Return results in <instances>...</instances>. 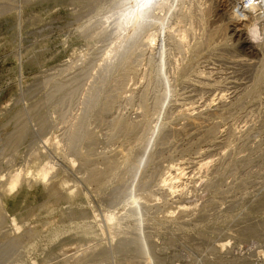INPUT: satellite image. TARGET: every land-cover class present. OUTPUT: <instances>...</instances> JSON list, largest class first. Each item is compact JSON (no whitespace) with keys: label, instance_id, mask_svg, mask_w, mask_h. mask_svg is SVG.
Here are the masks:
<instances>
[{"label":"rangeland","instance_id":"obj_1","mask_svg":"<svg viewBox=\"0 0 264 264\" xmlns=\"http://www.w3.org/2000/svg\"><path fill=\"white\" fill-rule=\"evenodd\" d=\"M121 1L0 0V183L4 185L8 182L11 171L20 168L28 174L30 170L27 180L13 192L5 194L4 187H0V264H264V88L259 90L258 98L257 90L255 92L253 88L257 68L264 62V51L250 47L247 27L251 20L238 15L241 11L238 9L248 0L240 1V5H236V0H202L206 1L205 6L210 11L207 10L203 22L195 12L198 0H193V4H196V7L193 6V28L189 27L188 20L184 21L188 25L181 24L182 28L188 26L185 31L190 36L193 34L209 40L201 52L207 58L202 56L199 60L198 56L199 61L194 63L193 59L197 58L194 53L191 52L190 56V52L179 48L184 60L174 40L171 42L166 37L165 43L170 49L166 56L170 68L166 66V72L170 77L168 81L174 83L176 78V84L172 86L176 92L169 95L166 109L160 106V111L157 96L166 93L169 88L168 82L162 79L164 77L156 76L162 47L158 45H162L163 41L160 44L157 42L153 51L156 64L153 62L152 66L147 63L149 53H142L145 57L142 54V57H138L140 61L144 59L143 62L138 59L134 61L132 55L131 59L134 60L131 64L135 63L131 66L137 64V70L125 71L128 69L125 65L126 68L119 67L121 71L115 69L104 83L106 88L99 85L100 96L95 93L99 97L94 98L91 94L89 99V93L95 91L93 89L99 82L100 65L115 47L117 38L126 33L125 28L118 27L120 33L115 25L118 15L113 16L115 20L111 18L115 23L109 21L110 27L115 25L117 29H111L106 24V28L97 34L101 29L99 21H102L103 13L104 16L108 14L111 5L116 6ZM176 12L180 13V9ZM186 62L192 63L194 72L188 74V70L187 73L181 68L182 64H189ZM127 64L130 65V62ZM170 65L175 66L176 70ZM257 65L259 67L256 68ZM178 66L180 69H177ZM201 67L214 73L211 72L213 75H209L211 78L208 81L205 80L208 73L206 76L195 74L199 69L204 70ZM150 68H154V71ZM148 70L152 71L151 74ZM175 71L177 77L174 76ZM144 72L148 74L144 75ZM120 74L121 77L127 76L118 78L124 82L119 81L123 85H116V88L117 81L113 79ZM151 75L154 82L149 85ZM216 79L222 82L218 84ZM156 81L161 84L157 85ZM203 82H206L205 85ZM106 93H112L107 96L108 99H104ZM220 93L229 99L219 98L222 96ZM237 96H246L244 102L237 103L242 105L241 108L237 105L234 107L236 110L232 108L231 114H227L230 111L223 113L222 108ZM112 99L116 100V105L107 101ZM105 102L108 109L106 104L103 105ZM190 107L200 113L209 112L203 116L193 111L202 115V124L191 125L186 118L187 121L182 119L181 116L185 117L181 114L182 110L188 108L190 112ZM162 113H165V117ZM166 115L170 118L169 122ZM206 116L207 120L204 118ZM161 117L164 122L167 121L168 129L177 133L170 141L164 140V144L158 143L153 147L154 152L159 150L161 154H156V174L150 184L147 180L151 168L141 174V181L146 177L147 182L144 183L148 185L136 184L130 191L132 193L125 192L129 186L126 182L132 179L131 168L126 165L129 155L134 151L141 152L153 127L162 121ZM119 118L130 121L132 130L127 132L115 125L119 123ZM80 125L84 130L79 128ZM148 125L151 126L149 131L145 129ZM77 126L79 132L73 137L71 133ZM16 131H24V135L22 139L15 140L17 144L11 145L9 141ZM83 131L86 134L93 132V139L88 140ZM72 141L75 143L71 147ZM35 150L51 160L54 166L57 165L47 182L34 176L39 163H42L30 156L37 153ZM88 151L94 156L92 161L85 162L81 155ZM202 161H208L210 166H201ZM179 163L184 169L181 179L184 195L180 192L168 194L164 189H159V181L168 176L172 164ZM110 164H113L111 169ZM97 171L106 173L105 183L101 186H94L89 181ZM180 172L174 170L172 173L180 175ZM121 178L123 182H120ZM62 179H69L70 185L76 189L68 198L65 197L67 190L60 187ZM213 182L218 183L217 188ZM208 185L214 188H207ZM115 193L119 196H115ZM127 193V196L130 194L128 198ZM134 195L144 197V201H141L145 204L140 206L136 203ZM180 203L190 204L195 209L187 214L180 213L177 209ZM147 204L154 207L150 209ZM139 206L145 209L143 214ZM111 216L115 221L110 224L107 220ZM250 220L253 226H262L259 227V236L256 232L250 233L252 237L249 233L241 232L245 229L242 223L252 226ZM16 223L20 226H16ZM234 225L238 229L239 225H243L241 231ZM17 227L20 230L17 231ZM225 229L228 230L223 231ZM17 236L19 238L16 239Z\"/></svg>","mask_w":264,"mask_h":264},{"label":"bare ground","instance_id":"obj_2","mask_svg":"<svg viewBox=\"0 0 264 264\" xmlns=\"http://www.w3.org/2000/svg\"><path fill=\"white\" fill-rule=\"evenodd\" d=\"M121 0H119V2H120ZM197 1V0H196ZM200 1V2H199ZM234 1V0H233ZM237 2H236V5H240L241 4V2H242V0H236ZM241 1V2H240ZM194 2H195V0H194ZM204 2H206V1H204ZM202 0H198L197 2H196V4H197V7L193 4V0H152V4H153V6H152V8L148 11V12H146L145 13V15H144V18L142 19V20H140L138 23H135L134 25H132L131 27H125V26H123L122 25V23H121V18H122V16H123V14L129 9V7H131V5L134 3V0H122L121 1V3H119L118 5L116 4V6H114V5H111L112 6V8H110L111 6H108L107 8H110L109 9V11H108V14H106L105 13V16L102 14V18H100L102 21H99L100 22V25H101V29L99 30V32L97 33V31H98V29H97V31L95 32V33H97V34H99L100 32H101V30L103 31L105 28H106V24H107V26L109 25V28H111V29H113L114 27H115V25L117 26V28L119 27V28H121V29H126V33L124 34V33H122L121 35L122 36H119L118 38H117V40H114V41H117V42H115L116 43V45H115V47L114 48H112V51L109 53V54H107L108 56H107V58L105 57V62L102 64V65H100V70H99V82H98V85H96V87L93 89V90H95L93 93H89V99H91V94L94 96V98L95 97H99L100 96V86L99 85H103V88H106V85H104V83H106V81L108 80V78H109V76H110V74L115 70V69H120L121 68V66H126V67H128V69H125V68H123V69H125V71H129V72H132L133 70L135 71V69H136V67H135V65H137V64H135L134 66H131V65H133L134 63H132L131 64V61L132 60H134V61H136L137 59H138V57L139 56H141V54L142 53H149V56H148V58H146L147 59V63L148 64H151V63H153L154 61H156L155 59H154V55H155V53L153 52L154 51V49H155V46L157 45V42L159 43V42H161V41H163L164 43L161 45L160 43V45H158V46H162L161 47V50L159 51L160 52V54H159V60H157V63H158V61H159V63L157 64V67H158V70H156V73H157V77H159V76H161V77H164V78H162V79H164V81L166 80V82H168L167 84H168V86H169V88H165L164 87V89H166V93H163L162 95H160L159 97L157 96V103H158V105H159V108H160V106H161V108L162 109H166V107H165V105H166V101L167 100H169V95L170 94H172V92H176V91H173V87L172 86H174V84H176V78H175V80H173L174 81V83H172L171 81H168V79L170 78H168L167 77V75H168V71L166 72V68L167 67H169V66H167V62H166V60H167V55H168V53H169V50L170 49H168L167 48V43H165V40H167L166 39V37H169L170 38V40L169 41H171V40H174V42L176 43L175 45H177V48H178V50H179V48L180 49H182V50H185V51H187V52H190L189 53V55L190 54H192V53H194V56L195 57H197V58H195V60L193 59V61L192 62H194L195 63V61H199L201 58H202V56H203V58L205 57L203 54L201 55V52L203 51L202 49V47L204 46V45H206L207 43H208V41L209 40H207L206 38H197V35H194L193 36V34H191L192 36H190L189 34H187V31H185V27L184 28H182V24L183 23H185L184 21H187V22H189L188 24H189V27L190 28H193V16L195 15L194 13L195 12H197L198 13V17L202 20V22H203V20L205 19V15L206 14H208V13H206V12H208L209 10V8H206V6H205V3H204ZM210 2V1H209ZM208 2V3H209ZM114 3H116V1L114 2ZM186 3H188L187 5H186ZM244 4V3H243ZM180 6V8H178ZM193 6H195L196 7V10L197 11H193ZM209 7H210V5H209ZM240 8V7H239ZM180 9V13L178 12V14H176L177 12H176V10H179ZM106 10V9H105ZM108 10V9H107ZM106 10V11H107ZM208 10V11H207ZM238 10L240 11V12H238ZM238 10H236L237 12H238V15L240 16V17H249L250 19L249 20H251L250 21V23H249V25H248V27L246 26V25H244V27H247V30H248V34H249V37H250V40H249V44H250V47L251 48H255V49H259V50H261V49H263L262 51H264V0H248V3L246 4V5H243L240 9H238ZM194 12V13H193ZM210 12V11H209ZM237 14V13H236ZM114 15H118V19H117V21H118V23H116L115 25H114V27H110V24L111 23H109V21H111L112 19L111 18H113V16ZM238 15H236L238 18H239V16ZM116 18V17H115ZM195 18V17H194ZM197 18V17H196ZM114 19V18H113ZM248 19V18H247ZM115 20V19H114ZM114 20H112V21H114ZM195 20V19H194ZM199 20V19H198ZM111 21V22H112ZM200 21V20H199ZM206 21V20H205ZM204 21V22H205ZM241 21V20H240ZM244 21H245V19H244ZM97 22H98V20H97ZM248 22V21H247ZM113 23H115V21L113 22ZM182 23V24H181ZM185 24H187V23H185ZM187 24V25H188ZM188 27V26H187ZM186 27V28H187ZM100 28V27H99ZM116 27H115V29H117ZM118 28V30H119V32L121 31L120 29ZM189 28V29H190ZM117 30V31H118ZM192 30V29H191ZM110 31V30H109ZM116 31V32H117ZM122 31H125V30H122ZM189 31V30H188ZM116 32H114V33H116ZM190 32V31H189ZM121 33V32H120ZM110 34H111V32H110ZM117 34H119V33H117ZM112 35V34H111ZM115 35V34H114ZM176 37H178V38H176ZM172 38V39H171ZM248 39V38H247ZM172 42V41H171ZM173 42V43H174ZM162 43V42H161ZM173 43L171 44V45H173ZM170 44V43H169ZM187 47V48H186ZM160 48V47H159ZM175 48H176V46H175ZM207 48V47H206ZM157 49V48H156ZM174 48H172V50H173ZM176 50V49H175ZM177 50V51H178ZM181 50V51H182ZM157 51V52H158ZM180 51V50H179ZM180 51V52H181ZM184 51V52H185ZM158 52V53H159ZM174 52V51H173ZM180 52H179V54H180ZM187 52H185V54L187 53ZM192 52V53H191ZM172 53V52H171ZM135 54V55H134ZM144 54H142V55H144ZM146 54V55H147ZM157 54V53H156ZM181 54H182V57H183V53L181 52ZM185 54H184V56H185ZM132 55H133V58L134 59H131V57H132ZM170 55V54H169ZM174 55V54H173ZM175 55H176V53H175ZM188 55V54H187ZM185 56V57H189V56ZM200 55H201V57H200ZM103 56V55H102ZM170 56H172V54L170 55ZM191 56V55H190ZM198 56H199V60H198ZM142 57V56H141ZM143 57H145V55L143 56ZM147 57V56H146ZM158 57V56H157ZM169 58H171V57H169ZM178 58V57H177ZM205 58H207V57H205ZM209 58V57H208ZM174 58H172V60H173ZM180 59V58H179ZM183 59H184V57H183ZM139 60V59H138ZM142 60H144V59H142ZM141 60V61H142ZM171 60V61H172ZM185 60V59H184ZM262 60V59H261ZM260 60V61H261ZM140 61V60H139ZM138 61V62H139ZM140 61V62H141ZM146 61V60H145ZM170 61V62H171ZM175 61V60H174ZM190 61V60H189ZM130 62V65L129 64H127V63H129ZM137 62V61H136ZM143 62V61H142ZM178 62H180V61H178ZM155 63V62H154ZM153 63V64H154ZM172 63V62H171ZM181 63H182V59H181ZM181 63H180V65H181ZM186 63H189V62H186ZM193 63V64H194ZM197 63V62H196ZM141 64V63H140ZM148 64H147V66H148ZM156 64V63H155ZM175 64V63H174ZM191 64L192 63H189L188 65L186 64V65H183L184 66V68L182 67V65H181V68L182 69H185L184 71H186L187 72V70H188V74H190V72L192 71V72H194L195 71V69L191 66ZM253 64V63H252ZM257 64V63H256ZM260 64H262V61H261V63ZM139 65V64H138ZM142 65V64H141ZM152 65V64H151ZM196 65V64H195ZM199 65V67H200V63L198 64ZM143 66V65H142ZM153 66V65H152ZM167 66V67H166ZM171 66V65H170ZM173 66V65H172ZM172 66H171V68H172ZM203 66V65H202ZM207 66V65H206ZM206 66H204V67H206ZM251 66V65H250ZM120 67V68H119ZM175 66H173V68H174ZM253 67V66H252ZM257 67H259L258 65L256 66V68ZM170 68V67H169ZM172 68V69H173ZM180 69V67L178 66L177 67V69ZM202 68V67H201ZM210 68V67H209ZM122 69V68H121ZM121 69H120V71H121ZM149 69V68H148ZM154 69V68H153ZM152 68H150V70H153ZM155 69H156V67H155ZM175 69V68H174ZM202 69H204V70H197V72L195 73V74H197V76L198 75H200V74H204V76H206V75H208V78H205V80L207 79V81H208V79L209 78H211V77H209V75L211 76V74L213 73L212 72V70H210L209 69V71H208V69L207 70H205V68H202ZM211 69H213V68H211ZM137 70V69H136ZM150 70H148V71H150ZM169 70V69H168ZM176 70V69H175ZM147 71V72H148ZM154 71V70H153ZM256 71V70H255ZM116 72H117V70L114 72L115 73V75H116ZM119 72V71H118ZM146 72V73H147ZM151 72L152 71H150L149 73L151 74ZM174 72V71H173ZM176 72V71H175ZM178 72H179V70H178ZM212 72V73H211ZM122 74H123V70H122V72H121ZM135 73V72H134ZM145 72L143 73L144 75L146 74ZM155 73V72H154ZM206 73H208V74H206ZM210 73V74H209ZM129 74V73H128ZM148 74V73H147ZM172 74V73H171ZM176 74H177V72L175 73V75L174 76H176ZM183 74V73H182ZM181 74V75H182ZM206 74V75H205ZM214 74V73H213ZM212 74V75H213ZM113 76H114V74H112ZM172 75V76H173ZM184 75H185V73H184ZM123 76V75H122ZM127 76V75H126ZM125 75L123 76V77H126ZM153 76H154V74H153ZM156 76H154V79H155V77ZM170 76V75H169ZM178 76V75H177ZM176 76V77H177ZM192 76V75H191ZM123 77H121V74H120V76L119 77H117V79L115 78V77H113V78H115V79H113L114 81H117V83L115 84V86L116 85H123V84H120L121 82H124V80L123 81H120V79L122 78V79H124ZM144 77V76H143ZM148 77V76H147ZM150 77V76H149ZM148 77V78H149ZM151 77H152V75H151ZM157 77H156V80H157ZM201 77V76H200ZM213 77V76H212ZM118 78H120L119 80H118ZM145 78H146V76H145ZM160 78V77H159ZM172 78H174V77H172ZM186 79H189V78H187V77H185ZM191 78V77H190ZM254 78H256V81L254 80V84H255V86L253 87L254 88V91L255 90H257V95L254 93V95H256V97L257 96H260L259 94L261 93L259 90L261 89V88H264V62H263V64L259 67V68H257V72H256V77H254ZM213 79V78H212ZM112 80V79H111ZM112 80V81H113ZM148 80V79H147ZM146 80V81H147ZM185 79H183V82H185L184 81ZM199 80V79H198ZM202 80H203V76H202ZM211 80V79H210ZM217 80V79H216ZM220 80V79H219ZM222 80V79H221ZM111 81V82H112ZM119 81H120V83H119ZM149 81V80H148ZM152 81V82H151ZM164 81H162V84H163V82ZM182 81V80H181ZM188 81V80H187ZM201 81V80H200ZM212 81V80H211ZM210 81V82H211ZM214 81V80H213ZM218 81V80H217ZM150 82L151 83H149V85L150 84H152L154 81H153V77L150 79ZM157 82L158 81H156V84H157ZM165 82V83H166ZM199 82V81H198ZM220 81H218V84H220L219 83ZM148 82H146V84H147ZM159 83L161 84V82H158V84L157 85H159ZM173 85H172V84ZM197 83V82H196ZM199 83H201V82H199ZM206 83V82H205ZM205 83L203 82V84L205 85ZM209 83V82H208ZM207 83V84H208ZM212 83V82H211ZM214 83H216L217 84V82H214ZM107 84H110V82L109 83H107ZM156 84H154V85H156ZM202 84V83H201ZM200 84V85H201ZM148 85V84H147ZM148 85V86H149ZM165 85V84H164ZM163 85V86H164ZM110 86V85H109ZM108 87V86H107ZM112 87V86H111ZM122 87V86H121ZM147 87V86H146ZM176 87V86H175ZM252 87V86H251ZM250 87V88H251ZM114 88V86L112 87V89ZM116 88H117V86H116ZM148 88V87H147ZM91 89V90H92ZM92 90V91H93ZM111 90V89H110ZM109 90V91H110ZM115 90V89H114ZM145 90H147V89H145ZM103 91V90H102ZM90 92V91H89ZM99 92V93H98ZM110 92H113V90L112 91H110ZM115 92V91H114ZM256 92V91H255ZM95 93H98V95L99 96H95V95H97V94H95ZM103 93V92H102ZM145 92H143V94H144ZM162 92H160V94H161ZM244 93V92H243ZM109 94H112V93H109ZM109 94H107L106 93V97L104 98V99H106L107 98V96L109 95ZM146 94V93H145ZM221 94V93H220ZM131 95V94H130ZM172 95H174V94H172ZM222 95V94H221ZM242 95V94H241ZM244 95V94H243ZM253 95V96H254ZM92 96V97H93ZM112 95H110L109 97H111ZM144 96H146V95H144ZM238 96H240V95H238ZM236 97L234 100H232V101H229V104H226V102L224 101V103L226 104H224L225 106L222 108V109H224V110H222L223 111V113L225 112V114H226V112L227 111H230V112H228L227 114H231L232 113V108H234L235 106H237L239 103L241 104L242 102H244V99H245V97L246 96H243L242 98H240V97ZM249 96H251V97H253L252 95H249ZM116 97V96H115ZM143 97V96H142ZM233 97H235V96H233ZM248 97V96H247ZM112 98V97H111ZM110 98V99H111ZM170 98H171V96H170ZM219 98H222V99H224L225 98V96L224 95H222L221 97L219 96ZM258 98V97H257ZM104 99H102V100H104ZM108 99V98H107ZM128 99V98H127ZM132 99V98H131ZM144 99V98H143ZM156 99V98H155ZM226 99H229V98H225L224 100H226ZM233 99V98H232ZM252 99V98H251ZM253 99H255V97L253 98ZM113 100V99H112ZM112 100H107V101H111L110 103L112 104V103H117L116 102V100H113V102H112ZM221 101V100H220ZM228 101V100H227ZM101 102V101H100ZM231 102V103H230ZM110 103H109V105H110ZM154 103H156V102H154ZM156 103V104H157ZM167 103H169V102H167ZM238 103V104H237ZM101 104V103H100ZM106 104V102L103 104V105H105ZM245 104V103H244ZM243 104V105H244ZM107 105L108 104H106V108H107ZM116 105V104H115ZM187 105V104H186ZM145 106V105H144ZM181 106V105H180ZM239 106V105H238ZM242 106V105H241ZM241 106H239L238 108H241ZM110 107H111V105H110ZM187 107V106H186ZM102 108H104V106L102 107ZM112 108H113V106H112ZM158 108V110L160 111L161 110V108L159 109ZM169 108V107H168ZM208 108H209V106H208ZM99 109V108H98ZM108 109V108H107ZM146 109V108H145ZM205 109V108H204ZM210 109V108H209ZM220 109V108H219ZM244 109V108H243ZM89 110H91V108L89 109ZM89 110H88V113H89ZM101 110V109H100ZM111 108H109V111L111 112ZM190 110L192 111H190L189 112V109L187 108H185V110H182V113L181 114H183L185 117H183V116H181L182 117V119L184 118V120H185V118L188 120V122L189 123H191V125H195V124H202V119H201V117H202V115L203 114H206V113H209V112H207L206 111V113L204 112L203 113V111H202V113H200L198 110H196V108H195V110L196 111H194V109L192 110V108L190 107ZM207 110V109H206ZM233 110H236V108H234ZM238 110V109H237ZM240 110V109H239ZM92 111V110H91ZM101 111H103V109L101 110ZM106 111V110H105ZM104 111V112H105ZM108 111V110H107ZM108 111V112H109ZM114 111V110H113ZM112 111V112H113ZM145 111V110H144ZM147 111V110H146ZM158 111V113L161 115V113ZM164 111V110H163ZM166 111H169V110H166ZM193 111L194 112H199V114H202L201 116H199V114L197 115V114H195V113H193ZM219 111V110H218ZM99 112V110L97 111V113ZM104 112H102V113H104ZM165 112V111H164ZM197 112V113H198ZM211 112V111H210ZM215 112V111H214ZM234 112V111H233ZM101 113V112H100ZM101 113V114H102ZM157 113V114H158ZM166 113V112H165ZM164 113V114H165ZM170 113H171V110H170ZM170 113H169V117L171 116L170 115ZM100 114V115H101ZM107 114H110V113H107ZM163 114V113H162ZM162 115L163 117H165V115ZM220 114V113H219ZM144 115V114H143ZM145 115H146V112H145ZM159 115V116H160ZM209 115V114H208ZM207 115V116H208ZM86 116V115H85ZM85 116L83 117V118H85ZM104 116V115H103ZM106 116V115H105ZM114 115L112 114V117H113ZM147 116V115H146ZM167 116V115H166ZM204 116V115H203ZM207 116L206 117H204V118H206V120H207ZM118 117V116H117ZM168 117V116H167ZM166 117V118H167ZM168 117V122H169V119L171 118H169ZM180 117V116H179ZM209 117V116H208ZM105 118V117H104ZM107 118H108V116H107ZM114 118V117H113ZM146 118V117H145ZM106 119V118H105ZM82 120V119H81ZM80 120V121H81ZM118 120V119H117ZM161 120L162 121H160V122H158L157 123V125L156 126H154L153 128L154 129H152L151 131H152V134H150V136H149V139H148V141L146 142V144L143 146V149L141 150V152L140 151H138V152H131L130 153V155H129V158H128V162H127V164L126 165H128L129 166V168H131V169H129V171H131L132 172V179H128L129 180V182L127 183L126 182V184H127V186H128V188L127 189H125V187H124V189L126 190H124L125 192H130L131 191V189H133L132 187L133 186H135L136 184H139V185H141L142 183H144V181H146V177L143 179V182L141 181L142 179H141V174L142 173H144L145 171H147L148 169H150L151 168V175H150V178H149V180H147L148 182H149V184H150V180H151V178H154L153 177V175H155L156 174V171H155V165H156V157L159 155L160 156V154L158 153V151L159 150H157V152H154L153 151V147H155L156 145H158V143H162V141H164V140H166L165 142H167L168 140L170 141L171 139H173V137H175V135H176V133H177V131H175V130H169L168 129V126L166 125L167 124V121H163V119H162V117H161ZM187 120H185V121H187ZM85 120L83 119L82 120V122L83 123H85L84 122ZM203 121H204V119H203ZM108 122V121H107ZM112 122V121H111ZM116 122V121H115ZM117 122H119V123H115V125L117 124L118 126H121V127H123L124 128V130H126L127 132L128 131H130V130H132L131 128H132V126L130 125V121H126V120H124V118H119V120L117 121ZM141 122V121H140ZM187 122V123H188ZM83 123H82V125H83ZM131 123L133 124V125H135L134 124V122H132L131 121ZM138 123V122H137ZM149 123V122H148ZM147 123V124H148ZM205 123V122H204ZM82 125H80L81 127H79L80 129H83V126ZM150 125V124H149ZM149 125H148V128H147V126H145L146 128L145 129H149L150 127H149ZM186 125H189V124H186ZM79 126V125H78ZM78 126H77V128L76 129H74V131L71 133V136L73 135V137H75L76 135H77V132H79L78 130H79V128H78ZM137 126V125H136ZM135 126V127H136ZM212 127V126H211ZM210 127V128H211ZM72 128V127H71ZM120 128V127H119ZM123 128H121V129H123ZM213 128V127H212ZM211 128V129H212ZM67 129V128H66ZM69 129V128H68ZM210 129V130H211ZM20 130V129H19ZM25 130V129H24ZM70 130V129H69ZM84 130V129H83ZM150 130V129H149ZM148 130V131H149ZM209 130V131H210ZM150 131V132H151ZM24 132V131H23ZM23 132H15L13 135H12V138H11V140H10V138H9V142H11V145H12V143H15L16 141V139L18 140L20 137V139H22V137H23ZM80 132H81V130H80ZM85 134H86V132L85 131H83ZM82 132V133H83ZM88 132H90V130L88 131ZM164 132H166V133H164ZM176 132V133H175ZM211 132V131H210ZM209 132V133H210ZM212 132H213V130H212ZM211 132V133H212ZM16 133H18L17 135H16ZM22 133V134H21ZM93 133V132H92ZM92 133H88V134H86V138H88V140L89 139H91L92 137H93V134ZM174 133H175V135H174ZM206 133H208V132H206ZM208 133V134H209ZM211 133H210V135H211ZM147 134V133H146ZM65 135V134H64ZM206 135V134H205ZM209 135V136H210ZM126 136V135H125ZM145 136V135H144ZM213 135H211L210 137H212ZM79 137V136H78ZM81 137H83V136H81ZM206 137H208L207 135H206ZM49 138V137H48ZM166 138V139H165ZM218 138V137H217ZM74 139V138H73ZM79 139V138H78ZM81 139H83V140H85V138H81ZM93 139V138H92ZM142 139V138H141ZM210 139V138H209ZM211 139H213V138H211ZM145 140V139H144ZM199 140H201V139H199ZM49 141V140H48ZM210 141V140H209ZM214 141V140H213ZM142 142V141H141ZM164 142V143H165ZM217 142V141H216ZM47 143V142H46ZM74 143H75V141H72V143H71V147L72 146H74ZM76 143H78L79 144V142H76ZM164 143H162V144H164ZM214 143V142H213ZM15 144H17V143H15ZM48 144V143H47ZM140 144H142V143H140ZM220 144V143H219ZM77 145V144H76ZM141 146V145H140ZM56 147H57V143H56ZM140 148V147H139ZM35 149V148H34ZM76 149H77V147H76ZM76 149H75V151H76ZM135 149V148H134ZM136 150V149H135ZM140 150V149H139ZM35 151H37V150H35ZM42 151V150H41ZM74 151V150H73ZM131 151V150H130ZM31 154H32V152H31ZM35 154V155H34ZM129 154V153H128ZM156 154H158L157 156H156ZM197 154V153H196ZM200 154V153H199ZM34 155V156H33ZM33 155H30V156H32L33 157V159H34V157H35V160H39V161H41L42 163H39V166L37 167L38 168V171H34L36 174L34 175L35 177H37L36 179H38V180H42V181H49L48 180V178L50 179V175L53 173V172H55V167L57 166V165H55L54 166V164L53 163H51V160H49V159H47V158H45L40 152H38L37 151V153L35 152V153H33ZM65 155V154H64ZM76 155H77V153H76ZM79 155H81V153L79 154ZM106 155V154H105ZM201 155V154H200ZM78 156V155H77ZM92 156H94V155H92V153H90L89 151L87 152V153H84V154H82L81 155V158H82V160L83 161H85V162H89L91 159H92ZM105 157V156H104ZM128 157V156H127ZM81 158H79V159H81ZM102 158V157H101ZM31 159V158H30ZM78 159V160H79ZM107 159V158H106ZM157 159H158V157H157ZM32 160V159H31ZM71 161H73V163L75 162V160H71ZM92 161V160H91ZM105 161V160H104ZM28 162V161H27ZM36 162V161H35ZM34 162V163H35ZM78 162V161H77ZM117 162V161H116ZM182 162V161H181ZM188 162V161H187ZM33 163V162H32ZM72 163V164H73ZM115 163V162H114ZM125 163V162H124ZM185 163V162H184ZM27 164V163H26ZM76 164V163H75ZM201 164V166H203V165H205L206 167H207V165H209L208 164V161H202V163H200ZM211 164V163H210ZM25 165V164H24ZM28 165V164H27ZM27 165L25 166V168L27 167ZM115 165V164H114ZM124 165V164H123ZM171 165V164H170ZM179 167H178V166ZM177 165H171L170 167H169V171H168V176L167 177H165L164 179H162V180H160L159 181V186H160V188H159V186H158V188L159 189H164V191H167L166 193H168V192H171V193H173V194H175L176 192H180V193H182L183 194V188H182V182H181V179H182V175L184 176V169L182 168V167H180V165H182V163H179V164H177ZM84 166V165H83ZM109 166V169H111V168H113V164H110V165H108ZM116 166V165H115ZM118 166V165H117ZM116 166V167H117ZM185 166V165H184ZM205 166H203V167H205ZM210 166V165H209ZM222 166V165H221ZM24 167V166H23ZM177 167V168H176ZM189 167V166H188ZM187 167V168H188ZM225 167V166H224ZM104 168V167H103ZM118 168V167H117ZM202 168V167H201ZM59 169V168H58ZM92 169V168H91ZM114 169H115V167H114ZM118 169H120V168H118ZM117 169V170H118ZM127 169V168H126ZM222 169H223V167H222ZM23 170H24V168H23ZM32 170V169H31ZM96 170V169H95ZM101 170V169H100ZM99 170V171H100ZM104 170H105V168H104ZM116 170V169H115ZM128 170V169H127ZM174 170H176V171H181L180 172V175H176V173L174 174V173H172ZM110 171H112V170H110ZM110 171H108V172H110ZM24 172H26V171H24ZM31 172H33V171H31ZM94 172V171H93ZM102 172V171H101ZM101 172H98L97 171V173H94L90 178H89V181L92 183V184H94V186H101V185H103L104 183H105V172H103V173H101ZM113 172V171H112ZM111 172V173H112ZM222 173V171L220 172V174ZM9 174V177H8V182L7 183H5L4 185L2 184V182L0 183L1 185H0V187H4V188H2V189H4V193L5 194H8V193H11V192H13L23 181H26L27 179H26V177L28 176V174H30V170L28 171V174L26 173H23V171L22 170H20V168L18 169V170H15V171H11V172H9L8 173ZM7 174V175H8ZM32 174V173H31ZM217 174V173H216ZM219 174V175H220ZM4 176V175H3ZM2 176V177H3ZM53 176H55V175H53ZM108 176V175H107ZM123 176V175H122ZM186 176V175H185ZM7 177V176H6ZM32 177H33V175H32ZM35 177L33 178L34 180H35ZM111 177V176H110ZM217 177L219 178V176L217 175ZM216 177V178H217ZM147 178V179H148ZM215 178V177H214ZM218 178L216 179V180H218ZM2 179V178H1ZM6 179V178H5ZM30 179H31V177H30ZM107 179V178H106ZM118 179V178H117ZM122 179V178H121ZM212 178H210V180H211ZM88 180V179H87ZM120 180V179H119ZM119 180H118V182H119ZM208 180V179H207ZM213 180V179H212ZM31 181V180H30ZM46 181V182H47ZM124 180L122 179V180H120V182H123ZM146 181V182H147ZM152 181H153V179H152ZM37 182V181H36ZM108 182V181H107ZM210 182H212V181H210ZM218 182V181H217ZM206 183V182H205ZM205 183H203L204 185H205ZM214 183V182H213ZM212 183V184H213ZM45 184H47V183H45ZM72 184V183H71ZM121 184V183H120ZM120 184H118V185H120ZM145 184V183H144ZM208 184V182L206 183V185ZM218 184V183H217ZM217 184H215L214 183V186L217 188ZM48 185V184H47ZM73 185L75 186V184L73 183ZM143 185V184H142ZM141 185V186H142ZM146 185H148V184H145V186ZM189 185V184H188ZM204 185H203V188H204ZM209 185H210V183H209ZM207 186V188L208 187H213V186ZM126 186V187H127ZM144 186V185H143ZM185 186H186V184H185ZM219 186H220V180H219ZM60 187L61 188H63V189H65V190H67V194H65V197H70V196H72L73 194H74V191L76 190H74V188L72 187V185H70V180L69 179H62L61 180V182H60ZM174 187H176V190L174 189L173 190V188ZM180 187V188H179ZM226 187H227V185H226ZM229 187V186H228ZM177 188H179V190L177 189ZM214 188V187H213ZM221 188H223V186H222V184H221ZM73 189V190H72ZM101 189V188H100ZM130 189V190H129ZM185 189V188H184ZM219 189H220V187H219ZM119 190V189H118ZM135 190V189H134ZM205 190H210V188L209 189H205ZM216 190V189H215ZM223 190V189H222ZM226 190V189H225ZM64 191V190H63ZM182 191V192H181ZM191 191V190H190ZM218 191V190H217ZM227 191V190H226ZM120 190H119V192H118V194L120 195ZM125 192H123V194H125ZM97 193V192H96ZM117 193V192H116ZM115 193V194H116ZM130 193H132V192H130ZM223 193V192H222ZM118 194H116L115 196H119ZM160 194V193H159ZM169 194V193H168ZM167 194V195H168ZM182 194H181V196H182ZM206 194H207V192H206ZM2 195V194H1ZM128 195V193L126 194V196ZM151 195H152V193H151ZM184 195V194H183ZM115 196H114V198H115ZM125 196V195H124ZM129 196H130V194H129ZM129 196H127V198L129 197ZM180 196V195H179ZM134 198H135V202L136 203H138L140 206H143L145 203L144 202H142L141 200H143L144 199V197H137V196H135L134 195ZM181 198V197H180ZM146 199V198H145ZM166 199V198H165ZM192 199H194V198H192ZM1 201V200H0ZM144 201V200H143ZM3 202V201H2ZM148 202V201H147ZM142 203H143V205H142ZM166 203V202H165ZM165 203H163V204H165ZM167 203H168V201H167ZM166 203V204H167ZM4 204V203H3ZM147 205H149V204H147ZM147 205H145V208L147 209ZM180 206L179 207H177V209H179V211H180V213L182 212V213H186L187 214V212H189L190 210L192 211V209H195V208H193V207H191V205L190 204H182V203H180L179 204ZM139 206V207H140ZM150 206V205H149ZM161 207H162V205H160ZM137 207H138V205H137ZM152 207H154V205L152 206ZM151 206H150V209L152 208ZM157 207V206H156ZM160 207V208H161ZM141 208V210H142V214H143V211L145 210H143L142 208L143 207H140ZM138 209V208H137ZM136 209V210H137ZM153 209H157V208H153ZM158 209H159V207H158ZM163 209V208H162ZM148 210V209H147ZM131 211H132V209H131ZM190 211V212H191ZM133 212H135V211H133ZM137 213H139L140 212V209H139V212L138 211H136ZM135 212V213H136ZM146 212V211H145ZM144 212V213H145ZM93 214H95V213H93ZM97 214V213H96ZM130 214V213H129ZM133 214V213H132ZM172 214H174V213H172ZM138 215H140V214H138ZM93 216V215H92ZM97 216V215H96ZM165 216H167V215H165ZM2 219L4 218L3 217V214H2ZM122 217V216H121ZM129 217V216H128ZM134 217H136V216H134ZM137 217H140V216H137ZM145 217V216H144ZM168 217V216H167ZM186 217V216H185ZM125 218H126V216H125ZM143 218V217H142ZM165 218V217H164ZM171 218V216L169 217V219ZM1 219V220H2ZM96 219H98V217L96 218ZM121 219V218H120ZM124 219V218H123ZM144 219V218H143ZM168 219V220H169ZM5 220V219H4ZM4 220H2V221H4ZM12 220H16V219H12ZM11 220V221H12ZM171 220V219H170ZM173 220V219H172ZM179 220V219H178ZM206 220V219H205ZM238 220V219H237ZM17 221V220H16ZM109 223L111 222V223H113L115 220L114 219H112V216L107 220ZM118 221H119V217H118ZM117 221V222H118ZM141 221H143V220H141ZM141 221H140V223H141ZM167 221V220H166ZM174 221V220H173ZM233 221V220H232ZM232 221H231V224H232ZM249 221V220H248ZM15 221H13V223H14ZM96 222V221H95ZM116 222V223H117ZM169 222H171V221H169ZM180 222H181V220H180ZM184 223H185V220L183 221ZM182 222V223H183ZM191 222V221H190ZM197 222V221H196ZM199 222V221H198ZM245 222H247V221H245ZM250 222H251V220H250ZM253 222V221H252ZM252 222H251V224L250 225H252ZM3 223V222H2ZM1 223V224H2ZM12 223V224H13ZM110 223V224H111ZM238 223H239V220H238ZM238 223H237V225H238ZM98 224H100L99 222H98ZM103 224H105V223H103ZM186 224H188V223H186ZM191 224H192V222H191ZM235 224V223H234ZM244 226H245V229H244V231L242 230L241 231V227L243 226H241L240 227V225L238 226L239 227V229L237 228V226H235V228H237L238 230H240L242 233H252V232H256V235H260V232H261V230H260V228H262V226L258 229L257 228V226L259 225H257L256 224V226L254 225H252V226H248V225H245L244 223H242ZM254 224V223H253ZM16 226H20L19 224L17 225V223L15 224ZM201 225V224H200ZM8 226V225H7ZM113 226V225H112ZM115 226V225H114ZM227 226V225H226ZM234 226H231V227H233V229H234ZM247 226V227H246ZM100 227H101V224H100ZM183 227V226H182ZM8 229H9V227H7ZM6 228V229H7ZM21 228V227H20ZM103 228V227H102ZM112 228V227H111ZM241 228V229H240ZM11 229V228H10ZM126 229V228H125ZM260 230L259 232H257L258 230ZM5 230V229H4ZM16 230V229H15ZM18 230H20V229H18V227H17V231ZM108 230V229H107ZM117 230V229H116ZM119 230V229H118ZM122 230V229H121ZM228 230V229H227ZM226 229L225 230H223V231H227ZM230 230V229H229ZM2 231H3V229H2ZM1 231V232H2ZM104 231V230H103ZM102 231V232H103ZM4 232V231H3ZM237 232V231H236ZM264 232V231H263ZM17 233V232H16ZM253 233V234H254ZM259 233V234H258ZM18 234V233H17ZM118 234V233H117ZM227 234V233H226ZM262 234V233H261ZM10 235V234H9ZM99 235V234H98ZM236 235V234H235ZM251 235V237H252V234H250ZM255 235V234H254ZM15 236V235H14ZM14 236H11V237H13V238H15ZM121 236H122V234H121ZM240 236V235H239ZM238 236V237H239ZM242 236V235H241ZM6 237H8V236H6ZM5 237V238H6ZM244 236H242V238H243ZM250 237V236H249ZM250 237V238H251ZM255 237V236H254ZM257 237V236H256ZM12 238V239H13ZM17 238H19L18 236L16 237V239ZM9 240H10V237L8 238ZM11 239V240H12ZM259 239V238H258ZM263 239V238H262ZM7 240V239H6ZM248 240H249V238H248ZM258 243V242H257ZM248 245V244H247ZM251 245V244H250Z\"/></svg>","mask_w":264,"mask_h":264},{"label":"clouds","instance_id":"obj_3","mask_svg":"<svg viewBox=\"0 0 264 264\" xmlns=\"http://www.w3.org/2000/svg\"><path fill=\"white\" fill-rule=\"evenodd\" d=\"M152 0H134V3L123 14L121 23L125 27H131L144 18L146 12L152 8Z\"/></svg>","mask_w":264,"mask_h":264}]
</instances>
